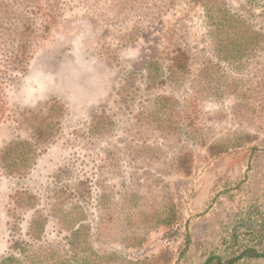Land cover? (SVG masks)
<instances>
[{
    "label": "trees",
    "instance_id": "obj_1",
    "mask_svg": "<svg viewBox=\"0 0 264 264\" xmlns=\"http://www.w3.org/2000/svg\"><path fill=\"white\" fill-rule=\"evenodd\" d=\"M82 1L101 20L125 22L128 30L122 37L130 42L178 0ZM183 1L198 9L195 18L207 55L191 68L186 38L193 15H182L165 29L152 55L139 68L126 70L112 107L97 108L80 125L69 127L62 137L68 158L43 183L14 190L11 199L18 211L13 209L8 217L26 219L29 240L18 238L13 249L19 253H10L3 262L165 263L166 246L133 260L108 248L113 242L140 246L152 230L169 224L174 203L166 176L169 171L189 172L182 165L185 152H171L186 147L175 141L202 139L196 125L201 103L232 96L245 100L256 86L245 88L243 74L249 76L255 68L264 72V59L254 63L264 56V0ZM70 2L0 0V119L10 109L6 117L19 131L0 150V174L25 176L33 160L61 136L67 115L62 102L53 100L41 109L11 108L1 85L24 75L36 48L31 51L32 42L63 18ZM109 137L119 139V144L106 149ZM17 224L12 222L11 228ZM50 233L54 236L47 238ZM243 257L264 258V249L243 245L236 256L225 261L214 257L210 263L233 264Z\"/></svg>",
    "mask_w": 264,
    "mask_h": 264
},
{
    "label": "rangeland",
    "instance_id": "obj_2",
    "mask_svg": "<svg viewBox=\"0 0 264 264\" xmlns=\"http://www.w3.org/2000/svg\"><path fill=\"white\" fill-rule=\"evenodd\" d=\"M69 1L63 18L32 42L31 51L36 48L24 75L1 85V95L11 108L41 109L58 100L66 106L67 115L61 136L33 160L25 176L0 174V264H17L2 259L19 253L13 249L16 240H29L26 219L8 217L17 210L11 199L14 190L43 183L47 174L68 158L62 137L69 127L80 125L97 108L112 107L126 70L139 68L152 55L165 29L182 15H193L186 38L191 68L208 53L200 43L198 9L183 0L146 24L130 42L122 37L128 30L125 22L101 20L89 4ZM261 56L254 63L262 61ZM243 76L249 79L241 80L245 88L256 86L245 100L232 96L226 101L201 103L196 125L203 138L175 141L186 147L171 152H185L182 165L189 172L169 171L166 176L174 203L169 224L152 230L140 246L128 248L113 242L108 249H118L116 252L133 260L157 254L166 246V264H212L214 257L225 261L236 256L243 245L264 249V72L255 68L253 74ZM257 81L263 83L257 86ZM244 103L246 107L241 106ZM6 111L0 119V150L19 132ZM107 141L106 149L119 144L117 138ZM11 220L19 224L11 228ZM51 235L54 233L47 238ZM38 261L36 264L42 262ZM233 264H264V258L243 257Z\"/></svg>",
    "mask_w": 264,
    "mask_h": 264
}]
</instances>
